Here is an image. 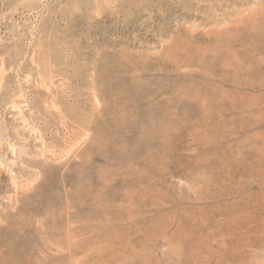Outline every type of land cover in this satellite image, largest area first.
<instances>
[{
  "label": "rangeland",
  "instance_id": "1",
  "mask_svg": "<svg viewBox=\"0 0 264 264\" xmlns=\"http://www.w3.org/2000/svg\"><path fill=\"white\" fill-rule=\"evenodd\" d=\"M0 264H264V0H0Z\"/></svg>",
  "mask_w": 264,
  "mask_h": 264
},
{
  "label": "bare ground",
  "instance_id": "2",
  "mask_svg": "<svg viewBox=\"0 0 264 264\" xmlns=\"http://www.w3.org/2000/svg\"><path fill=\"white\" fill-rule=\"evenodd\" d=\"M2 170V169H1Z\"/></svg>",
  "mask_w": 264,
  "mask_h": 264
}]
</instances>
